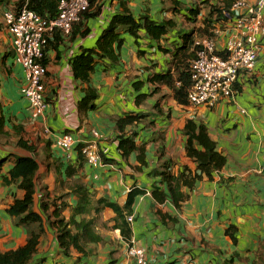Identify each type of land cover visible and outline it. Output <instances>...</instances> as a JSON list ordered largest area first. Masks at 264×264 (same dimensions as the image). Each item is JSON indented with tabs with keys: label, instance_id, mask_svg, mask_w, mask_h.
Wrapping results in <instances>:
<instances>
[{
	"label": "crops",
	"instance_id": "crops-1",
	"mask_svg": "<svg viewBox=\"0 0 264 264\" xmlns=\"http://www.w3.org/2000/svg\"><path fill=\"white\" fill-rule=\"evenodd\" d=\"M123 1L135 18L146 14L158 25L169 24L170 31L159 41L150 39L143 29L136 40L121 32L116 60L95 59L89 78L97 92L95 108L82 112L79 104L87 86L73 78L70 64L83 50L95 47L121 10L120 0H99L96 15L75 24L70 35L47 41L42 117L32 115L20 92L25 72L10 51L4 14L15 2L0 4V254L24 246L30 237V231L16 225L7 213L15 199L23 198L20 179L4 182L15 158L29 157L37 163L32 210L44 220V234L29 264H135L127 255L130 241L143 250L148 264H264V10L253 69L238 77L229 101L206 108L179 105L172 89L153 79L175 76L179 59L174 56L184 37L192 38V45L186 51L189 57L179 61L181 66L189 67L194 60V43L200 37L214 38L216 51H223L236 34L234 20L251 14L256 0H245L248 6L236 9L232 6L237 0ZM224 7L231 16L221 21L215 11ZM124 117L137 121L121 134L116 123ZM188 120L206 127L226 164L211 179L202 175L191 191L180 186L178 192L186 199L176 206L162 177H177L185 168L197 171L184 149ZM64 136L72 139L68 151L56 143ZM121 136L134 144L126 157L118 148ZM91 143L106 164L100 160L102 165L94 167L84 159L81 148ZM75 181L89 197L87 213L75 220L95 219L99 241L82 245L85 254L70 249L65 256L49 224L63 202L61 216L69 219L78 203L71 189ZM133 191L139 193L122 212L130 230L126 241L117 227L121 219L99 201L123 209ZM42 203H47L43 210Z\"/></svg>",
	"mask_w": 264,
	"mask_h": 264
},
{
	"label": "trees",
	"instance_id": "trees-1",
	"mask_svg": "<svg viewBox=\"0 0 264 264\" xmlns=\"http://www.w3.org/2000/svg\"><path fill=\"white\" fill-rule=\"evenodd\" d=\"M5 2L6 0H0V4ZM14 2L12 8L9 10L16 11L21 5L26 3L29 10L40 15L42 18L53 20L58 14L60 0H14ZM88 2V10L80 15L81 19L78 23L72 25L70 34L75 24H79L88 17L96 15L98 10H100L99 0H88ZM227 7L216 9L215 11L221 21L227 20V18L222 16V11L230 12ZM120 8L121 10L111 18L107 28L98 38L95 47L83 50L70 64L73 78L87 86L84 89V98L79 104L80 111L82 112L93 110L95 108L97 92L89 85V78L94 69L95 59L106 58L110 61L116 60L115 51L119 50V47L123 42L120 38L121 32H127L136 40L138 31L143 29L150 39L159 41L170 31L169 24L158 25L151 21L146 14L139 18H135L130 12L127 3L123 0H120ZM56 35L62 34L58 31L55 32L53 36ZM190 45H192V38L189 36L184 37L182 47L177 50L174 58L179 59V61L188 58L189 56L186 55V51ZM219 55L223 56L224 54ZM179 61L174 69V77L171 74L156 76L153 81L170 87L173 91L175 101L181 106H186L189 104L187 99L188 91L192 86L189 73L190 64L189 67L181 66ZM42 63L44 64V59ZM176 83H178L177 86ZM136 121V117H124L118 120L116 126L118 131L123 134L124 128L128 125L134 124ZM183 134L186 137L184 147L185 154L196 163L197 171L192 173L185 168L177 177L162 175V178L168 185L170 196L176 206H179V203L186 199V196L179 194L178 192L180 186L187 187L191 191L196 182L201 180L202 175L211 179L212 175L220 172L226 164V158L216 150V144L208 136L207 129L203 124L197 123L194 120H188L184 126ZM119 139L118 148L126 157L134 149V144L130 139L124 138L123 136ZM19 146H23L21 142ZM100 160L103 164H106V160L103 157L100 158ZM1 164L2 162H0V167ZM36 171L37 163L34 159L29 157H18L15 158L14 166L9 171L8 178H4V182L7 184L16 179H20L18 188L24 193L23 198L15 199L13 204L7 210V213L16 225L30 231V237L24 246L0 254V264H29L37 253L39 239L44 234V220L32 210L33 197L35 194L34 178ZM71 189L74 194L78 195V203L71 210L72 212L69 219L64 220L61 216V212L66 206L65 202H63L60 209H57L52 214L54 220L49 224L55 228L59 248L65 256L69 255L70 249L85 254L82 245L97 243L99 241V237L94 232L95 219L80 218L79 221L75 220L77 216H81L88 211L89 197L87 190L83 186L77 185L76 181L73 182ZM138 193V191L129 193L123 209H120L115 204L106 201H99V204L103 207L112 208L117 214V217L121 219L120 223L117 224V227L120 229L121 235L126 241L130 240V230L127 223L124 221L122 212L131 207L134 198ZM45 196L48 199V193L45 192L44 197ZM64 197L65 196L60 199H64ZM46 205L47 203H42V210L45 209ZM100 210L101 208H98L95 211L96 214H98ZM229 235L231 238L233 237L231 234ZM109 264H114V261H111Z\"/></svg>",
	"mask_w": 264,
	"mask_h": 264
},
{
	"label": "built area",
	"instance_id": "built-area-1",
	"mask_svg": "<svg viewBox=\"0 0 264 264\" xmlns=\"http://www.w3.org/2000/svg\"><path fill=\"white\" fill-rule=\"evenodd\" d=\"M246 6L248 4L245 0H237L232 9ZM88 7V0H60L58 14L53 20L42 18L29 10L26 3L16 11L9 10L4 14L10 51L14 61L25 72L26 81L20 92L28 101L30 112L36 117H42L46 108L44 78L47 66L42 61L47 40L58 31L62 35L70 34L72 25L79 22L80 15ZM263 10L264 0H256L251 14L236 18L232 26L236 34L226 42L221 52L216 51L214 38L205 36L195 41V58L189 68L192 86L187 95L191 107L213 108L219 102L232 98L233 86L238 77L250 72L257 60L260 51L259 37L263 32ZM230 12L222 11V16L228 19ZM43 133L47 134L48 131L44 129ZM92 135L98 137L95 131H92ZM56 143L61 150L68 151L72 139L64 136L57 139ZM81 154L90 165H102L95 144L84 145ZM132 220L131 216L127 217L128 223ZM127 255L134 259L135 264H148L143 250L132 241L128 243Z\"/></svg>",
	"mask_w": 264,
	"mask_h": 264
},
{
	"label": "rangeland",
	"instance_id": "rangeland-1",
	"mask_svg": "<svg viewBox=\"0 0 264 264\" xmlns=\"http://www.w3.org/2000/svg\"><path fill=\"white\" fill-rule=\"evenodd\" d=\"M30 110V109H29Z\"/></svg>",
	"mask_w": 264,
	"mask_h": 264
}]
</instances>
